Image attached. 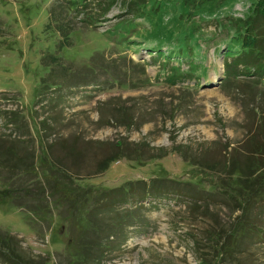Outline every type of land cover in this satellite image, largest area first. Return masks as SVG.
<instances>
[{
    "label": "rangeland",
    "instance_id": "374dc122",
    "mask_svg": "<svg viewBox=\"0 0 264 264\" xmlns=\"http://www.w3.org/2000/svg\"><path fill=\"white\" fill-rule=\"evenodd\" d=\"M131 1L0 0V140L30 154L37 174L40 151L70 168L83 208L105 219L63 200L4 201L20 184L0 172V235L27 264H73L85 258L82 242L89 264H264L254 229L264 233V209L251 198L241 211L243 179L216 166L245 161L247 145L260 143L264 78L226 68L255 0H135V13ZM59 139L82 155L68 159ZM116 143L130 159L96 173ZM240 240L220 262L219 245Z\"/></svg>",
    "mask_w": 264,
    "mask_h": 264
},
{
    "label": "trees",
    "instance_id": "16d2710c",
    "mask_svg": "<svg viewBox=\"0 0 264 264\" xmlns=\"http://www.w3.org/2000/svg\"><path fill=\"white\" fill-rule=\"evenodd\" d=\"M129 4L130 6L133 5V10H131L133 13L137 11L139 5H142V3H135V0L131 1ZM251 6L253 7L250 10L249 15L244 21L241 22V24L243 25V30L241 33H238L237 37L235 38L234 44L239 46V52H237V54H233L232 56L229 55L228 59L230 60L231 64L227 65L226 68L228 71H230L234 68H237V66H240V73L242 75L251 74L257 76L258 78H264V0H255V2ZM178 54L181 57L187 55V53L185 52H179ZM185 63L187 67L192 68L190 63ZM171 70L175 72L177 68H172ZM250 70L252 71L250 72ZM258 128L260 143L257 144L256 142H251L248 145L246 144L247 150L250 151V156H248L245 161L232 159L227 164L221 162L216 164L218 168L222 169L223 174L229 173L230 175H239L237 181L243 179V181L241 182L242 184L239 182L238 183L240 186L244 187L242 192L245 193V196L248 197V199L240 204L239 208L241 211L247 205H249V201L251 200V198L254 202H252L253 206L251 208L256 207L257 210L264 209V165H262L261 163L262 161H264V133L262 132L263 129H260L264 128V125L262 124L258 126ZM54 145L59 147L65 153V156L68 159L77 158L82 155L83 150L79 147L78 142L75 140L59 139L58 142ZM120 145L121 144L116 143L113 146V149L109 150V155L105 156L102 160L97 162V164L95 165L96 173L100 174L101 172H104L108 168L109 164L116 159H130L126 154L124 155L122 153V148ZM12 147L16 148V145L12 143L10 144V142L8 141L0 140V172L5 173L4 177L6 182L16 180L20 184V186L18 185V187L14 190H11L9 188L6 189L5 193L2 194L4 201H17V199H26L27 202H37V205L40 206L47 200H63L72 205V207H76L78 205L77 207L83 210L84 213H86L87 217L90 216V219H96L95 221L99 223H105V219L100 218V216H96L98 215V208L93 207L89 210H85L83 208V205H81L80 196L75 192L77 188H73L72 186V183H75V181L79 178H77L76 176L71 177L68 174L70 168L61 166L59 162V165L53 164L50 160L48 161L46 153L40 151V163L44 165V170L42 169L44 172L37 174L38 169H34V167L30 165L32 156H30V154H21L19 156L18 154H15L14 148ZM254 156H257V159H252ZM181 158L184 161H188L190 164L195 163L193 156L188 158L187 156H185V154H182ZM254 164H259L260 167L258 168ZM70 166H73V164H70ZM249 167L252 170H250ZM66 168H68L69 170H66ZM32 175H34V177H31ZM254 177V180H250L249 182H247V179ZM124 190L121 188L117 191H120L121 194H123ZM148 190L149 187L146 186L143 190V195H140L141 197H139L137 201L143 199L147 195ZM157 190H159V188H157ZM126 191L129 194L131 188L128 187ZM162 191H164L165 193H175L173 188L170 189L167 187L163 188ZM182 191L183 190H181V193L186 192ZM156 193L158 192H155L153 195H156ZM121 196L124 197L125 195ZM126 197H129V195H127ZM175 198L177 199L178 196H176ZM11 203L18 205L16 204V202ZM95 203L97 204V201H95ZM104 214L105 213L101 212V215ZM260 214L261 213H259V215ZM248 220L253 223L251 218H249ZM239 221H242L240 219V216L236 218L235 222L232 224L229 230H227V233L225 234L227 238L231 239V237L237 236L238 231L234 228V225ZM101 227L103 231V226ZM254 229L257 239H261L260 237H264V233L259 228ZM102 231L99 230V235L105 233L108 234L106 237L108 238L114 236V233L112 231L115 230L113 228L112 231L110 230L111 232ZM116 232L120 231L116 230ZM98 239L100 240V243L97 247H94L96 258H98V255L102 253V251L99 250V247H101L102 245V239H100L98 236L95 240L97 241ZM11 240L12 238L8 235H0V256L7 258L6 260L9 262V264H27L25 262L26 259L23 258V255L19 254L18 250L12 249V244L10 242ZM206 241L208 240L206 239ZM241 242L242 240L236 243H230V246H228L227 244H220L218 247L220 262H223L225 258L227 259L231 257L232 248L235 247L237 249L242 245ZM193 243L195 244V241ZM78 250L80 252L79 254L85 255V258H83L82 260H75L73 264H89L88 258L91 255V249L82 242L78 245ZM218 254L216 253L217 256ZM224 256L228 257L223 258ZM200 257H202L203 259L200 258L198 264H208V260H206L203 256ZM218 262L216 264H218Z\"/></svg>",
    "mask_w": 264,
    "mask_h": 264
}]
</instances>
